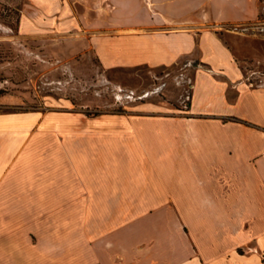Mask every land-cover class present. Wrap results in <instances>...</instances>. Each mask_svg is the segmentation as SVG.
Listing matches in <instances>:
<instances>
[{"label": "crops", "instance_id": "obj_1", "mask_svg": "<svg viewBox=\"0 0 264 264\" xmlns=\"http://www.w3.org/2000/svg\"><path fill=\"white\" fill-rule=\"evenodd\" d=\"M151 1L161 28L94 47L106 68L199 61L187 110L117 123L105 167L71 171L38 168L0 122V264H264V85L217 30L258 19L261 0ZM73 18L67 0H29L20 33Z\"/></svg>", "mask_w": 264, "mask_h": 264}, {"label": "rangeland", "instance_id": "obj_2", "mask_svg": "<svg viewBox=\"0 0 264 264\" xmlns=\"http://www.w3.org/2000/svg\"><path fill=\"white\" fill-rule=\"evenodd\" d=\"M28 3L0 0V122L10 144L19 141L22 155L28 150L38 168L46 159L55 170L84 168L83 159L89 168H104L117 123L187 110L199 61L106 68L94 47L99 33L161 28L151 16L154 2L67 0L75 25L24 37L20 17ZM236 25L217 30L243 58L248 82L264 85V35L239 33Z\"/></svg>", "mask_w": 264, "mask_h": 264}, {"label": "built area", "instance_id": "obj_3", "mask_svg": "<svg viewBox=\"0 0 264 264\" xmlns=\"http://www.w3.org/2000/svg\"><path fill=\"white\" fill-rule=\"evenodd\" d=\"M262 9L264 13V0H261ZM260 19V18H259ZM257 20L254 22H249L245 24H238L235 26L234 30H237L239 33L247 34H262L264 35V17L261 20Z\"/></svg>", "mask_w": 264, "mask_h": 264}]
</instances>
